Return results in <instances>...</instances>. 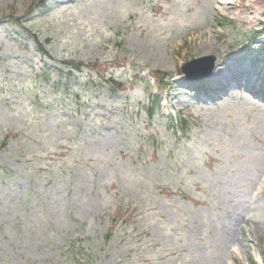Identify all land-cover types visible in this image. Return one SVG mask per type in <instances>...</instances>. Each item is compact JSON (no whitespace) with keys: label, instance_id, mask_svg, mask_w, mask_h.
Here are the masks:
<instances>
[{"label":"rangeland","instance_id":"obj_1","mask_svg":"<svg viewBox=\"0 0 264 264\" xmlns=\"http://www.w3.org/2000/svg\"><path fill=\"white\" fill-rule=\"evenodd\" d=\"M28 8L0 0V264H264V0ZM152 71L187 129L147 119Z\"/></svg>","mask_w":264,"mask_h":264},{"label":"trees","instance_id":"obj_2","mask_svg":"<svg viewBox=\"0 0 264 264\" xmlns=\"http://www.w3.org/2000/svg\"><path fill=\"white\" fill-rule=\"evenodd\" d=\"M37 6H45V0H29V8L27 12L31 13L33 8ZM38 49L40 53L43 55V57H49L41 45H38ZM69 65L70 67H67V68L70 69L69 72L71 74H73L74 71H81L83 68L82 64L76 65L74 63H69ZM161 77H162L160 78L161 83L166 85V83H168L167 75L163 74V76ZM102 84L110 88L112 91H122L126 89V84L124 82L118 81L114 78H107L104 80V82H102ZM158 110H159V99L156 97H149L148 104L145 106V115L147 119L152 121V119H154L158 115ZM186 121L187 119L182 120L181 125H186L187 123ZM120 220L122 221V218L116 213H113L107 216V221L109 224L110 223L111 224H110L109 231L104 236V243H108L111 240V238L114 235L115 228L117 227L116 225L118 224Z\"/></svg>","mask_w":264,"mask_h":264},{"label":"water","instance_id":"obj_3","mask_svg":"<svg viewBox=\"0 0 264 264\" xmlns=\"http://www.w3.org/2000/svg\"><path fill=\"white\" fill-rule=\"evenodd\" d=\"M217 59L214 56H206L195 59L183 68L188 78L202 79L213 73Z\"/></svg>","mask_w":264,"mask_h":264},{"label":"bare ground","instance_id":"obj_4","mask_svg":"<svg viewBox=\"0 0 264 264\" xmlns=\"http://www.w3.org/2000/svg\"><path fill=\"white\" fill-rule=\"evenodd\" d=\"M218 71H219V69H216V70H215V74H216ZM215 74H214V75H215Z\"/></svg>","mask_w":264,"mask_h":264}]
</instances>
